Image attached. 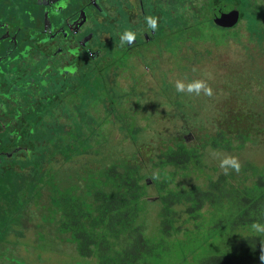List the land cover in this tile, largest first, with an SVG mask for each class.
Masks as SVG:
<instances>
[{"label":"trees","instance_id":"trees-1","mask_svg":"<svg viewBox=\"0 0 264 264\" xmlns=\"http://www.w3.org/2000/svg\"><path fill=\"white\" fill-rule=\"evenodd\" d=\"M258 12L250 14L244 48L264 42V9ZM188 24L185 41H193L179 69L187 80L217 85L219 100L177 93L165 78L163 91L147 99L135 80V91L117 89L95 71L22 97V112L9 117L8 132L17 134L7 138L12 156L0 167V264H46L52 255L71 264H261L264 235L251 225L264 223V167L254 165L241 180L212 160L215 152L264 144V95H252L264 90L262 66H254L260 54L250 47L251 63L242 56L237 68L217 70L215 47L225 44L204 32L216 28ZM224 42L230 50L242 44L239 34ZM162 96L173 111L157 109ZM162 121L171 127L160 128ZM194 130L202 137L192 138Z\"/></svg>","mask_w":264,"mask_h":264},{"label":"flooded vegetation","instance_id":"flooded-vegetation-1","mask_svg":"<svg viewBox=\"0 0 264 264\" xmlns=\"http://www.w3.org/2000/svg\"><path fill=\"white\" fill-rule=\"evenodd\" d=\"M201 1L66 0L67 7L63 8L60 7L62 0H0V93L8 92L11 86V89L26 91L28 97L50 91L58 78L68 79V68L72 67L77 73L81 63L98 66L115 51L130 54L127 64L114 71L98 72L113 78L112 83L117 89H124L117 80L121 73H130L139 67L150 70L153 65L154 73L157 70H160L159 74L169 72L170 69L160 65L162 57L179 68L177 62L185 43L193 41H185L187 23L188 29L200 22L205 26L213 24L228 33V28L215 23L216 19L224 15L226 18L235 8L240 11L239 21L243 18L242 9L257 16L260 15L257 11L264 9L255 0H236L237 3L235 0H210L207 6ZM146 16L158 18L155 30L147 27ZM107 20L115 23L108 26ZM260 20V29L264 32V16ZM125 29L136 33L135 42L121 46V40H118L105 49L106 43L113 36L118 38ZM197 41L209 43L203 38ZM170 42L177 44L176 48L171 50ZM32 55L39 57L48 68L38 69L37 75L31 71ZM23 76L26 80L21 79ZM136 85L139 87L137 82ZM19 99L22 98L16 94L0 97V164L5 154L12 156L7 138L8 134L17 138V134L8 132V124L10 116L22 112L17 105L25 99ZM20 147L19 141H15L13 152L18 153Z\"/></svg>","mask_w":264,"mask_h":264},{"label":"rangeland","instance_id":"rangeland-1","mask_svg":"<svg viewBox=\"0 0 264 264\" xmlns=\"http://www.w3.org/2000/svg\"><path fill=\"white\" fill-rule=\"evenodd\" d=\"M114 1V0H111ZM210 0H203L201 1L202 5H208ZM225 1V0H223ZM260 6H263L264 8V0H255ZM234 3H237V1L235 0ZM242 3V2H241ZM241 3H238L239 7H241ZM238 9V8H235ZM133 12V11H132ZM242 12L244 13V17L237 22L238 24L233 27V28H228V33H226V31L220 30V28H216L215 31H208V30H204L205 33H207V36L211 35L212 38H214L215 40H217L218 42L225 44L224 47H215V50H217V56L218 59H216V67L215 69L218 70V68H222L223 66H227L228 69L231 67H235L237 68L238 66L242 65V62L240 60H242V56L243 58H247V62L251 63L252 59H249L248 57L244 56V52H250L251 48H254L255 52L258 54H260V56L258 57V59L254 60L257 61V63H260V65L262 67L260 68H256L258 67V65H256L257 63L254 64V66H256V73L258 75H264V42L262 44H257L256 42H252L247 44L250 47H246L244 48V45L246 43H248L247 41L251 40L252 38V34H251V30L254 26V23H252V16L250 15L248 10H242ZM136 14V12H134ZM107 25H112V23H115V21L113 20H107L106 21ZM123 32H121L119 34V37H112V39L106 43L105 49L115 45V43L118 40H121V34ZM239 34L240 35V40L242 41L241 43L235 42L233 43L235 48L233 49H229L228 45L226 44H231V42H224L226 37H230L232 38L233 35ZM264 41V40H263ZM106 51V50H105ZM236 53H235V52ZM226 52H228V54L226 55ZM233 57H232V56ZM130 57V54H126L125 52L122 51H115L114 55H110L108 54V56L105 59V62L100 63V65L95 66L92 65L90 63L87 64H80L79 66V70L77 73H74V69L72 67L68 68V71L66 73H70V79H73L75 76L77 75H81V74H85L87 72H91V71H103V72H110V71H114L117 70L119 68L124 67L127 64V61ZM161 63L160 65L163 64V67L165 69H170L169 72H164L159 74L160 70H157V73H154V69H155V65H153L152 69H147L145 67H139L136 70L130 72V73H121L117 80L120 83V87L124 88L126 90H134V88L129 87L130 84L132 83V81L134 82V80L137 82V84L139 85V89L145 91L147 94H149L147 96L148 97L153 95V92L157 93V92H162L164 85L162 83V79L165 78V80L170 84H174L176 79H187V77H184V75L181 73V70L174 66L172 63H169L167 61V58H161ZM164 62V63H163ZM251 65V64H250ZM41 68H48V65H46L39 57H37L36 55H32L31 59H30V69L31 71H35V74L37 75L36 71L38 69ZM245 68L247 69V71H250L252 69V66H248L246 64ZM223 71V70H222ZM254 77L256 78V76L254 75ZM21 79L26 80V76H23ZM205 79V78H204ZM62 80V79H61ZM231 79H228V77H226L224 79V81L230 82ZM19 81V80H18ZM208 83L211 85L212 89H213V97L215 96L216 100H219V95H217L216 89H217V85H214V83L209 80H207ZM6 82H10V81H6ZM257 81L252 80V82L250 83V86L253 87L256 84ZM18 85V84H17ZM133 86V84L131 85ZM12 86L10 87L9 91H1L0 93V97L5 98L6 95H12V94H16V96H18L19 98L24 97L27 93L26 91L23 90H17L15 89H11ZM136 90V89H135ZM134 90V91H135ZM138 90V89H137ZM252 95L256 96L258 95L259 97H262L264 95V90H258L256 88L252 89ZM156 96V95H155ZM156 97H160V96H156ZM212 97V96H211ZM211 97H208L211 100ZM133 99L136 101V97H133ZM19 100H23V99H19ZM162 103H159L157 109L159 111H161V109L164 110H168L169 112L173 111V106H171L168 101L162 96ZM214 101V98L213 100ZM158 102L156 101L154 104H157ZM104 114V112L102 113ZM160 116L165 119L166 116L161 115ZM199 116H201V114H199ZM12 117V116H10ZM202 118V117H201ZM204 124L208 126V121H206L207 119H204ZM8 126H10V124H8ZM166 126H170L171 124L166 122V121H162L161 123V127L160 128H165ZM173 127V125H172ZM211 130V128L209 129V131ZM205 131H207L209 133L208 130L204 129V131L200 130V133H205ZM192 138L197 137H202L199 133H197L195 130L193 132H191ZM7 135V134H6ZM251 148H255V150L253 152H249ZM218 155L219 156H223V155H228V154H223L221 152L217 153H213L212 154V160L213 163H218L219 164V159H218ZM230 155L236 156L239 158V161L242 165L247 166V171L244 172L242 170L239 171V173L235 172L234 176L237 179H243L245 176L249 177L250 175H253V171L252 168L254 167V165L259 164L260 166L264 167V144L258 141H255L254 143H248L246 148L242 151H238L235 153H232ZM3 166H0L1 168L5 166V162L3 161ZM222 171V170H221ZM226 190L228 191V188H226ZM222 197V196H221ZM209 231V230H208ZM205 236V232L202 233ZM213 250L212 247H209L207 251L203 252L204 254H209L211 251ZM175 256L177 258L181 257V253L176 252ZM46 264H71L70 262H68L66 259H64L62 256H55L52 255L50 257H48V261L46 262Z\"/></svg>","mask_w":264,"mask_h":264},{"label":"clouds","instance_id":"clouds-1","mask_svg":"<svg viewBox=\"0 0 264 264\" xmlns=\"http://www.w3.org/2000/svg\"><path fill=\"white\" fill-rule=\"evenodd\" d=\"M60 7L66 8V0H62ZM145 21L147 27L151 30H155L158 27V18L155 16H146ZM136 39V33L131 29H125L121 34V46L124 44L134 43ZM193 72L197 71L194 67ZM175 90L177 93L187 94L189 96H200L205 95L208 97L213 96V89L206 79L194 78L191 80L185 79H176L174 82ZM219 167L224 174H228L231 171L239 173L241 170V163L239 158L233 155H223L219 156ZM158 178L153 176V179ZM251 228L260 235H264V223L259 221H254L251 225ZM261 264H264V242H262L261 254L259 256Z\"/></svg>","mask_w":264,"mask_h":264},{"label":"water","instance_id":"water-1","mask_svg":"<svg viewBox=\"0 0 264 264\" xmlns=\"http://www.w3.org/2000/svg\"><path fill=\"white\" fill-rule=\"evenodd\" d=\"M224 16L223 18L216 19V22L224 27H233L239 21L240 11L239 9H234L228 13L226 18H224Z\"/></svg>","mask_w":264,"mask_h":264}]
</instances>
